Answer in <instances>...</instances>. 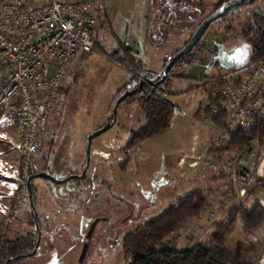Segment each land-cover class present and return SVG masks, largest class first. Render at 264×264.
I'll use <instances>...</instances> for the list:
<instances>
[{
  "label": "rangeland",
  "instance_id": "obj_1",
  "mask_svg": "<svg viewBox=\"0 0 264 264\" xmlns=\"http://www.w3.org/2000/svg\"><path fill=\"white\" fill-rule=\"evenodd\" d=\"M254 1L212 23L198 42L201 46L195 49L197 61L168 74L171 89L165 98L176 111L167 130L125 151L131 134L145 120L142 114L141 120L136 116L135 106L125 112L128 102L121 103L112 126L91 141L83 180L55 185L42 178L32 179L34 191L27 184L24 203L17 193L0 196V208L19 206L8 218L0 212L2 241L33 234L31 203L36 211L40 242L36 253L22 264H130L122 249L124 236L161 216L174 202L194 191L193 186L206 196V209L196 216L202 222L194 226L187 220L169 243L179 251L199 247L220 264H264V239L257 240L256 236L257 228L264 224V136L228 151H214L212 142L222 128L206 113H196L198 107L206 111L208 98L214 94L213 86L198 81L221 76L250 61L251 46L243 31L255 15L264 17V0ZM94 2L97 23L91 37L101 47L97 44L99 51L86 55L70 71L63 86L66 92L61 94L49 127V138L36 157L31 176L43 171L56 180L80 175L88 136L108 124L118 99L116 91L131 75L122 60L131 56L154 67L158 53H175L186 45L220 0ZM121 62L123 67L116 64ZM238 148H244L243 158L249 162L248 151L255 153L251 167L255 179L245 186L246 190L239 176L242 169L235 167L232 177L223 169L208 167L216 156L229 158ZM0 151L8 152L9 144L0 142ZM10 156L14 165L13 153ZM7 190L0 186V194H7ZM242 209L248 211L246 234L243 241H231L233 221L244 219ZM94 220L98 222L79 263L84 237Z\"/></svg>",
  "mask_w": 264,
  "mask_h": 264
},
{
  "label": "built area",
  "instance_id": "obj_2",
  "mask_svg": "<svg viewBox=\"0 0 264 264\" xmlns=\"http://www.w3.org/2000/svg\"><path fill=\"white\" fill-rule=\"evenodd\" d=\"M96 10L94 0H0V142L9 144L8 152L0 151V186L9 190L0 196L17 193L25 202L27 179L49 138L60 89L79 61L99 51L91 37ZM198 83H209L214 87L211 97L221 98L225 120L220 136L212 142L214 151L222 150L231 136L264 125V56ZM210 112L215 114L218 109L212 107ZM244 151L235 149L229 158L216 156L208 167L223 169L232 177L235 167L242 169L239 176L246 190L255 179L251 169L255 153L248 151L249 162L243 158ZM11 208L3 205L0 212L8 218L19 206Z\"/></svg>",
  "mask_w": 264,
  "mask_h": 264
},
{
  "label": "trees",
  "instance_id": "obj_3",
  "mask_svg": "<svg viewBox=\"0 0 264 264\" xmlns=\"http://www.w3.org/2000/svg\"><path fill=\"white\" fill-rule=\"evenodd\" d=\"M229 0H220V3ZM220 5V4H219ZM217 7V6H216ZM235 7L234 9H238ZM244 37L251 46L250 61H255L264 56V17L255 15L252 21L243 31ZM97 47V42L94 41ZM175 63L169 74L174 68L190 67L197 61L195 49ZM209 51V50H208ZM131 71V83L128 88L119 90L117 98L124 92L136 88V83L143 76L140 73L141 63L135 61L131 56L127 60H122ZM127 61V62H126ZM121 62L120 64L123 65ZM167 61L164 63V67ZM163 67V69H164ZM138 91L133 96L126 98L123 102L139 101L140 111L145 117V124L133 132L129 138L124 150L130 151L140 146L151 138L160 135L169 127L170 120L176 111V106L170 103L165 94L170 93L171 81L165 80L155 93ZM149 87V86H146ZM66 89H60V94H64ZM142 96V97H141ZM214 107L218 112L212 114L210 109ZM221 98L216 95L209 97L207 101L206 115L211 118L214 125L223 128L225 120L224 114L220 111ZM256 136H264V125L259 129L247 132H239L231 136L223 151H228L234 147L244 145L254 139ZM33 193L34 188L31 186ZM206 196L201 191H192L177 201L174 206L167 209L165 213L156 219L149 220L140 224L128 232L122 240V249L130 258V264H220L216 262L210 252L199 247L196 249H183L179 251L171 247L169 238L175 234L176 230L187 220L201 214L206 209ZM33 215L31 216V218ZM32 218V224H34ZM35 229V225H34ZM37 240V231L28 233L18 239L2 241L0 237V264H22V262L31 257Z\"/></svg>",
  "mask_w": 264,
  "mask_h": 264
},
{
  "label": "water",
  "instance_id": "obj_4",
  "mask_svg": "<svg viewBox=\"0 0 264 264\" xmlns=\"http://www.w3.org/2000/svg\"><path fill=\"white\" fill-rule=\"evenodd\" d=\"M251 0H230L224 4H222L218 9H216L212 14H210L208 17H206L198 26V28L196 29V31L194 32V34L190 37L189 41L186 43V45L181 48L180 50H178L175 53H172V55L168 58L167 63L164 67V69L162 70L161 76L159 77H155V78H151L147 75H143L140 77V79L138 80V82L136 83V88L128 90L126 92H124L115 102L114 107L112 109V117L109 119L108 124L105 125L104 127H102L101 129L94 131L93 133H91L86 141V148H85V154H86V160H85V165L82 169V172L80 175H71L69 177H67L66 179L63 180H56L55 178H53L51 175L49 174H44V173H37L33 176H31L28 181V189L31 191V180L32 179H37V178H46L48 179L51 183L55 184V185H59V184H63L69 180H83L86 176V172L89 166V151H90V146H91V141L101 135L102 133L106 132L113 124V122L116 119V112H117V107L127 98L130 96H133L135 93H137L138 91H142L143 87L145 84L149 85L151 87V93H155L157 90H159L161 84L163 82H165L166 77L168 76L169 72L171 71V69L173 68V66L175 65V63L177 61H179L181 58H183L184 56L188 55L198 44L200 38L202 37V34L206 31V29H208V27L214 23L215 21H218L227 11H229L232 8L235 7H240L245 5L246 3H248ZM142 97V96H141ZM31 207L34 213V221H35V227L37 229V241H36V245L35 248L33 250V252L31 253V255L35 254L40 242V232L38 229V224H37V220H36V211L34 206L31 203ZM98 221L94 220V222L90 225L84 240H83V244H82V248H81V252L78 258V262H82L86 252L88 250V246L91 240V236L94 230V227L96 225ZM8 264V263H6Z\"/></svg>",
  "mask_w": 264,
  "mask_h": 264
},
{
  "label": "crops",
  "instance_id": "obj_5",
  "mask_svg": "<svg viewBox=\"0 0 264 264\" xmlns=\"http://www.w3.org/2000/svg\"><path fill=\"white\" fill-rule=\"evenodd\" d=\"M162 20H165V18H163ZM97 44H98V42H97ZM99 45V44H98ZM97 45V46H98ZM100 46V45H99ZM101 47V46H100ZM99 48V47H98ZM100 49V48H99ZM172 55V53H171V51L169 50V51H163L162 52V54H159L158 53V55L157 56H155L156 57V59L158 58V61H156V62H154V67H152V68H150L149 67V64H143L141 61H138V62H140L141 63V68L143 69V70H146L147 72H150V73H153V74H158V73H162V70H163V67H164V63H165V61H167V59L170 57ZM163 64V66L161 67V66H156V65H160V64ZM74 78H75V76H74ZM73 78V79H74ZM174 81H176V82H187L185 79H183V80H179V79H175ZM130 83H131V75H129L128 76V79H127V82L126 83H124L123 85H121V87L119 88V90H121V89H124L125 87L126 88H128L129 86H130ZM146 86H149V85H147V84H145ZM145 86V91H149V88H150V90H151V87L149 86V87H146ZM182 90L181 91H183V87L181 88ZM119 90L118 91H116V93H118L119 92ZM115 95H117V94H115ZM122 103H124V102H122ZM128 105H125V112H126V110H128V108L129 107H133V106H135V111H136V113H138V115H136V116H140V117H138L139 118V120H141V114H142V116H143V118H144V120H145V117H144V115H143V113L140 111V108H139V101L138 100H136V101H130V102H128L127 103ZM120 106V105H119ZM200 107H198L197 109H196V113L198 114V113H204V115H205V112L204 111H202V109H199ZM134 110V109H133ZM145 122H146V120H145ZM146 142H144L143 144H145ZM142 144V145H143ZM225 178H223V180H224ZM197 180H199V178H197V179H195V180H193V181H197ZM226 181V180H225ZM262 186H263V184H262ZM193 189H194V191H197L196 189H195V186H193ZM176 203L174 202L173 203V205L172 206H174ZM260 206V205H259ZM171 207V206H170ZM243 210V209H242ZM261 210H263V214H264V207H262L261 206ZM167 211V210H166ZM165 211V212H166ZM165 212H163V213H165ZM248 211H246V210H243L242 211V214H241V216L244 218V219H241V221H237V219L236 220H234L233 221V227H232V240L231 241H243V239H242V235H245L246 234V232H244L245 230H246V228H247V217H246V213H247ZM252 214V213H251ZM240 216V217H241ZM264 216V215H263ZM248 217H249V215H248ZM201 217L199 216V217H195V218H192V219H190L188 222H186V223H189V222H193L194 223V226H197V224H199V222H202L201 220H199ZM262 222L264 223V217L262 218ZM174 235V234H173ZM171 236L170 238H169V242H171V241H173L172 239H174V236ZM256 236H259V239L257 238V240H262V239H264V224L263 225H261L260 227H258L257 228V232H256ZM172 245V247L173 248H175L176 247V245H174V243H172L171 244ZM237 247L238 246H240V243L239 242H237ZM264 259V253H263V255L261 256V261Z\"/></svg>",
  "mask_w": 264,
  "mask_h": 264
},
{
  "label": "flooded vegetation",
  "instance_id": "obj_6",
  "mask_svg": "<svg viewBox=\"0 0 264 264\" xmlns=\"http://www.w3.org/2000/svg\"><path fill=\"white\" fill-rule=\"evenodd\" d=\"M230 1V0H229ZM226 2H228V1H223L222 3H218L217 4V7L214 9V11L216 10V9H218L222 4H224V3H226ZM255 4V1L254 0H251V1H249L248 3H246L245 5H251V4ZM220 4V5H219ZM245 5H243V6H245ZM240 7H242V6H240ZM234 8H232V9H230L229 11H227L219 20H222V19H224L226 16H228L229 14H230V11H232ZM213 11V12H214ZM212 12V13H213ZM211 13V14H212ZM216 22V21H215ZM177 52V51H176ZM151 78H155V77H151ZM168 78L166 77V80H167ZM40 173H46V174H49V175H51L50 173H48V171L46 172V171H43V172H40ZM42 179H45V180H47V181H49L48 179H46V178H42ZM50 182V181H49ZM33 218H34V215H33ZM37 219V218H36ZM35 229H36V227H35ZM36 231H37V229H36Z\"/></svg>",
  "mask_w": 264,
  "mask_h": 264
}]
</instances>
